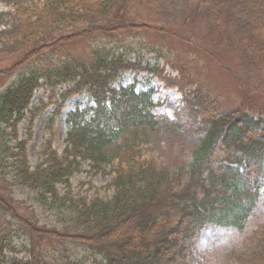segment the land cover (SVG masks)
I'll return each mask as SVG.
<instances>
[{
  "label": "trees",
  "instance_id": "obj_1",
  "mask_svg": "<svg viewBox=\"0 0 264 264\" xmlns=\"http://www.w3.org/2000/svg\"><path fill=\"white\" fill-rule=\"evenodd\" d=\"M124 1H118L119 6L112 1L115 21L100 32L148 29L117 24L125 14ZM239 2L247 20L257 18L256 24L244 26L248 28L245 36L252 55L264 65V20H258L264 18V0ZM201 6L210 17L217 16L213 25L218 28L224 14L221 0H202ZM97 9L108 12L106 0H48L43 13L71 16ZM32 28L29 25L23 33ZM25 37L20 40L25 42ZM93 38L92 31L61 38L31 50L14 67L0 72V76H17L0 93V264H188L192 244L204 233L213 228L244 231L251 217L264 208V108L251 104L259 111L255 116L203 101L198 116L206 127L185 163L174 169L152 162L139 164L137 141H129L156 130L153 95L118 83L125 72L141 68V63L120 55L119 49H90L88 56L40 66L48 52L68 44L65 41L80 39L89 46ZM157 66V62L152 65L151 72ZM43 86L52 87L53 92L61 87L62 104L73 95H86L93 106H78L69 113L64 149L59 151L46 140L37 164L32 165L28 146L34 121L43 109H33L31 104ZM25 121L27 138L21 139L19 127ZM111 148L122 160L108 187L111 196L76 197L75 176L85 173L92 179L114 169ZM16 187L30 193L27 201L32 199L56 225L39 226L11 193ZM15 239L27 243L23 260L14 257L22 253ZM49 245L82 249L89 258L64 251L48 255ZM232 264H264V259L254 256Z\"/></svg>",
  "mask_w": 264,
  "mask_h": 264
},
{
  "label": "rangeland",
  "instance_id": "obj_2",
  "mask_svg": "<svg viewBox=\"0 0 264 264\" xmlns=\"http://www.w3.org/2000/svg\"><path fill=\"white\" fill-rule=\"evenodd\" d=\"M110 1L108 4L109 0H106L109 9L106 13L97 9L54 17L43 13L48 0H0V72L14 67L31 50L52 45L64 37L92 31L94 38L89 46L80 39L65 41L68 44L53 48L40 66H57L71 56H88L90 49H119L120 55L141 63V68L125 72L118 84L134 85L137 92H152V114L158 126L153 134L145 138L136 135L129 142L137 141L135 155L139 164L152 162L161 168L174 169L190 157L206 127V122L198 116L203 101L215 102L222 110L247 111L255 116L259 111L252 105L264 108V65L252 55L245 36L249 22L256 24L257 18L247 20L241 13L243 1L221 0L224 8L220 13L224 14L216 28L213 23L218 18L209 16L201 6L202 0H126L125 14L117 24L148 29L106 34L99 29H107L116 17L113 0ZM118 1L114 0L117 6L120 5ZM261 18L258 20H264ZM29 25L33 28L23 33ZM23 35H26L25 42L21 41ZM156 62L158 66L151 72V66ZM16 78L0 76V93ZM58 93H61V87L53 92L49 86L34 93L32 108L43 110L34 121L28 146L32 165L37 164L46 140H51L59 151L64 149L69 113L78 106L81 109L93 106L86 95H73L62 104ZM54 94L58 95L55 97ZM27 127L28 121L19 127L21 139L27 138ZM109 153L115 156L111 167L114 169H109L106 175L88 179L87 174L81 173L72 179L76 197L111 196L108 187L122 160L113 148ZM138 154H141L140 159ZM84 169H88L87 164ZM11 193L22 201L23 210L34 217L39 226L50 228L56 225L55 219L36 207L32 199L27 201L30 193L17 187ZM14 244L22 251L14 257L23 260L27 243L24 239H15ZM46 251L48 255L58 256L64 251L65 255L89 258L82 249L71 250L70 247L49 245ZM254 256L264 259V208L251 217L244 231L213 228L204 233L192 244L188 264H232L238 259L247 261Z\"/></svg>",
  "mask_w": 264,
  "mask_h": 264
}]
</instances>
